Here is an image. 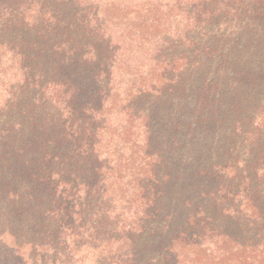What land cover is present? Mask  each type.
Listing matches in <instances>:
<instances>
[{"label":"trees","instance_id":"16d2710c","mask_svg":"<svg viewBox=\"0 0 264 264\" xmlns=\"http://www.w3.org/2000/svg\"><path fill=\"white\" fill-rule=\"evenodd\" d=\"M0 264H264V0H0Z\"/></svg>","mask_w":264,"mask_h":264}]
</instances>
